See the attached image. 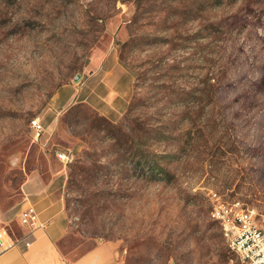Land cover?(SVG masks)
Returning a JSON list of instances; mask_svg holds the SVG:
<instances>
[{
	"label": "rangeland",
	"instance_id": "obj_1",
	"mask_svg": "<svg viewBox=\"0 0 264 264\" xmlns=\"http://www.w3.org/2000/svg\"><path fill=\"white\" fill-rule=\"evenodd\" d=\"M107 56L130 83L116 120L73 97ZM32 173L68 261L110 241L122 264H243L212 211L264 227V0H0L2 211Z\"/></svg>",
	"mask_w": 264,
	"mask_h": 264
},
{
	"label": "crops",
	"instance_id": "obj_2",
	"mask_svg": "<svg viewBox=\"0 0 264 264\" xmlns=\"http://www.w3.org/2000/svg\"><path fill=\"white\" fill-rule=\"evenodd\" d=\"M129 85L123 66L114 56H107L99 68L91 71L87 86L77 88L73 97L85 96L81 103L116 120L121 110L117 100L127 94ZM53 183L35 173L25 183L22 211L29 205L36 208L41 226L36 230L21 225L22 211L15 215L0 208V237L8 246L0 256V264H122L118 245L110 241L99 242L70 261L63 256L59 244L69 232V217ZM25 242L31 245L27 248Z\"/></svg>",
	"mask_w": 264,
	"mask_h": 264
},
{
	"label": "built area",
	"instance_id": "obj_3",
	"mask_svg": "<svg viewBox=\"0 0 264 264\" xmlns=\"http://www.w3.org/2000/svg\"><path fill=\"white\" fill-rule=\"evenodd\" d=\"M34 142L39 141L45 131L40 119L31 121ZM69 162V157L60 155ZM212 218L220 223L228 247L239 257L243 264H264V227H261L253 212L240 208L237 204L217 202L212 211ZM20 223L30 230L41 227L39 216L33 205L27 206L20 214ZM30 242H25L28 248ZM8 246L0 237V256L5 253Z\"/></svg>",
	"mask_w": 264,
	"mask_h": 264
},
{
	"label": "water",
	"instance_id": "obj_4",
	"mask_svg": "<svg viewBox=\"0 0 264 264\" xmlns=\"http://www.w3.org/2000/svg\"><path fill=\"white\" fill-rule=\"evenodd\" d=\"M80 77L77 78V80L79 79Z\"/></svg>",
	"mask_w": 264,
	"mask_h": 264
}]
</instances>
